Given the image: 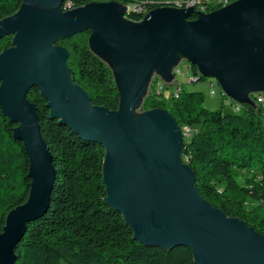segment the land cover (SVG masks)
<instances>
[{
    "label": "water",
    "instance_id": "water-1",
    "mask_svg": "<svg viewBox=\"0 0 264 264\" xmlns=\"http://www.w3.org/2000/svg\"><path fill=\"white\" fill-rule=\"evenodd\" d=\"M0 19V111L22 142L30 179L25 202L10 209L0 232V264H14L26 224L42 216L55 180L28 91L36 87L48 116L104 151V201L119 212L140 244L184 246L195 264H264V234L227 216L198 193L195 174L180 157L183 134L163 108L135 114L153 73L169 82L184 58L223 94L254 105L264 92V0H233L210 12L157 7L140 20L123 16L117 1L63 8L64 0H20ZM195 14V18H191ZM89 31L90 50L106 60L119 94L117 109L91 102L70 74L68 50L56 41ZM105 62V61H104Z\"/></svg>",
    "mask_w": 264,
    "mask_h": 264
},
{
    "label": "trees",
    "instance_id": "trees-1",
    "mask_svg": "<svg viewBox=\"0 0 264 264\" xmlns=\"http://www.w3.org/2000/svg\"><path fill=\"white\" fill-rule=\"evenodd\" d=\"M91 1L106 0H67V8ZM20 3L0 0V19L13 14ZM124 17L139 20L129 13ZM89 34L87 30L56 44L68 50L71 78L87 91L91 102L117 109L119 94L112 71L90 50ZM11 39L12 35L0 39V52L11 45ZM189 70L198 81L204 79L195 65L189 64ZM154 82L139 108H163L181 132L184 126L192 128L187 138L183 136L180 157L194 171L200 196L264 234V101L257 102L251 94L256 105L238 103V112L222 106L211 110L204 107L202 92L187 89L185 83L178 84L180 90L174 96L172 90L166 92L167 86L155 92ZM26 97L36 106L55 180L46 212L26 224L15 246L14 264H195L184 246L166 250L135 240L121 214L104 201L103 148L81 140L57 119L49 118L38 88H31ZM15 126L0 111V232L7 212L25 202L29 192L28 158L22 142L12 136Z\"/></svg>",
    "mask_w": 264,
    "mask_h": 264
},
{
    "label": "built area",
    "instance_id": "built-area-1",
    "mask_svg": "<svg viewBox=\"0 0 264 264\" xmlns=\"http://www.w3.org/2000/svg\"><path fill=\"white\" fill-rule=\"evenodd\" d=\"M233 0H123L119 2L125 7L126 13L130 15H138L139 20L151 9L155 7H165V4H173L176 8H192L194 12H210V8L215 5H226ZM64 8L67 6V0H64ZM192 17H196L195 14ZM199 80L198 77L190 75L188 77V83H195ZM209 93L214 95L216 93V86L214 81H207ZM164 89V85H157V81L154 82V90L155 92H161ZM180 90L179 85L176 84L175 88L172 90L174 96H177V92ZM221 91V90H220ZM222 93V91H221ZM223 94V93H222ZM257 102L264 101V95L259 94L256 95ZM239 111V104L235 103L234 111ZM192 128L189 126H184L182 130V134L184 137H188Z\"/></svg>",
    "mask_w": 264,
    "mask_h": 264
},
{
    "label": "rangeland",
    "instance_id": "rangeland-1",
    "mask_svg": "<svg viewBox=\"0 0 264 264\" xmlns=\"http://www.w3.org/2000/svg\"><path fill=\"white\" fill-rule=\"evenodd\" d=\"M106 65L110 68V64L104 60ZM111 69V68H110ZM173 78L171 81L167 82L159 75H155L153 73L150 77L149 84L146 87V95L152 90L151 84L154 82L155 76L157 77V85L162 84L164 86H167V93L171 90H173L176 86V84L185 83L187 89L190 90H197L201 91L204 97L203 105L204 107L214 110L217 108H220L221 106L225 111H234L235 102L230 99L228 96L223 97V94L220 91L219 86H216V93L214 95H211L209 93L208 84L207 81H214L215 85H218L216 83V80L210 77H204L203 80L195 82V83H188V77H190L191 72L189 70V63L184 58H179V62L172 68ZM254 95H259V92L252 93ZM256 105V103H254ZM143 110H140V108L135 109V114L140 113ZM187 138V137H186Z\"/></svg>",
    "mask_w": 264,
    "mask_h": 264
},
{
    "label": "bare ground",
    "instance_id": "bare-ground-1",
    "mask_svg": "<svg viewBox=\"0 0 264 264\" xmlns=\"http://www.w3.org/2000/svg\"><path fill=\"white\" fill-rule=\"evenodd\" d=\"M174 7V5L173 4H165V7ZM216 6V5H215ZM219 6V5H218ZM220 6H222V5H220ZM67 8V7H66ZM65 9V8H64ZM203 13H205V12H203ZM125 14H127L126 13V11L124 12V14H123V16H125ZM127 16V15H126ZM192 18V17H191ZM128 19V18H127ZM214 79V78H213ZM216 83H217V81H216Z\"/></svg>",
    "mask_w": 264,
    "mask_h": 264
}]
</instances>
